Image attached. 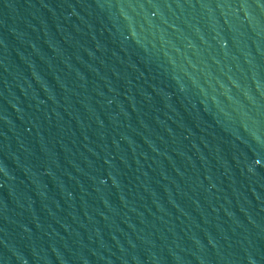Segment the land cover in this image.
<instances>
[{"label": "water", "instance_id": "water-1", "mask_svg": "<svg viewBox=\"0 0 264 264\" xmlns=\"http://www.w3.org/2000/svg\"><path fill=\"white\" fill-rule=\"evenodd\" d=\"M0 264H264V0H0Z\"/></svg>", "mask_w": 264, "mask_h": 264}]
</instances>
